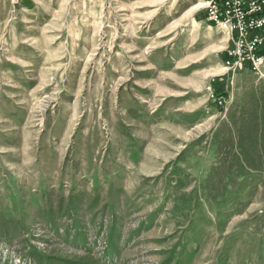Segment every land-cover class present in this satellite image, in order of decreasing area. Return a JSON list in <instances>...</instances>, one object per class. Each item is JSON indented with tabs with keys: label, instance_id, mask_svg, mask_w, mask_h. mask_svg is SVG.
<instances>
[{
	"label": "rangeland",
	"instance_id": "obj_1",
	"mask_svg": "<svg viewBox=\"0 0 264 264\" xmlns=\"http://www.w3.org/2000/svg\"><path fill=\"white\" fill-rule=\"evenodd\" d=\"M204 1L0 0V264H264V65Z\"/></svg>",
	"mask_w": 264,
	"mask_h": 264
},
{
	"label": "built area",
	"instance_id": "obj_2",
	"mask_svg": "<svg viewBox=\"0 0 264 264\" xmlns=\"http://www.w3.org/2000/svg\"><path fill=\"white\" fill-rule=\"evenodd\" d=\"M210 22L224 32L230 46L224 63L235 71L246 65L261 72L264 65V0H205ZM221 104V100L218 101Z\"/></svg>",
	"mask_w": 264,
	"mask_h": 264
},
{
	"label": "trees",
	"instance_id": "obj_3",
	"mask_svg": "<svg viewBox=\"0 0 264 264\" xmlns=\"http://www.w3.org/2000/svg\"><path fill=\"white\" fill-rule=\"evenodd\" d=\"M32 260L34 264H43L42 259L38 256V254L32 255ZM48 264H82L79 260H69V259H57L53 257Z\"/></svg>",
	"mask_w": 264,
	"mask_h": 264
},
{
	"label": "bare ground",
	"instance_id": "obj_4",
	"mask_svg": "<svg viewBox=\"0 0 264 264\" xmlns=\"http://www.w3.org/2000/svg\"><path fill=\"white\" fill-rule=\"evenodd\" d=\"M197 6V5H196Z\"/></svg>",
	"mask_w": 264,
	"mask_h": 264
}]
</instances>
